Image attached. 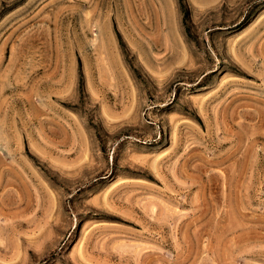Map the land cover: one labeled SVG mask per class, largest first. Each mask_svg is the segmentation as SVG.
<instances>
[{"label":"rangeland","instance_id":"rangeland-1","mask_svg":"<svg viewBox=\"0 0 264 264\" xmlns=\"http://www.w3.org/2000/svg\"><path fill=\"white\" fill-rule=\"evenodd\" d=\"M0 264H264V0H0Z\"/></svg>","mask_w":264,"mask_h":264}]
</instances>
